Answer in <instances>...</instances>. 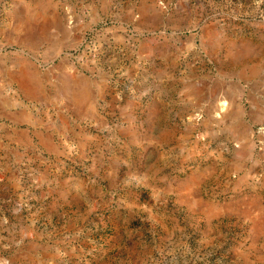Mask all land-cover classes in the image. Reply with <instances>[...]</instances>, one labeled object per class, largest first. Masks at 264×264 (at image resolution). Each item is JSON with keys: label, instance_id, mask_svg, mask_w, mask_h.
Here are the masks:
<instances>
[{"label": "rangeland", "instance_id": "obj_1", "mask_svg": "<svg viewBox=\"0 0 264 264\" xmlns=\"http://www.w3.org/2000/svg\"><path fill=\"white\" fill-rule=\"evenodd\" d=\"M0 264H264V0H0Z\"/></svg>", "mask_w": 264, "mask_h": 264}]
</instances>
